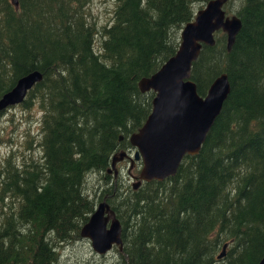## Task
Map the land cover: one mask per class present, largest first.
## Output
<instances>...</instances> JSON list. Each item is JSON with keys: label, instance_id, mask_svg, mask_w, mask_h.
Masks as SVG:
<instances>
[{"label": "trees", "instance_id": "trees-1", "mask_svg": "<svg viewBox=\"0 0 264 264\" xmlns=\"http://www.w3.org/2000/svg\"><path fill=\"white\" fill-rule=\"evenodd\" d=\"M207 1L115 0L112 23L98 26L91 0H0V96L28 72L43 74L21 103L35 100L43 112L40 155L5 158L0 168V264H65L57 250L83 240L81 226L104 197L122 224L113 264L264 256V0H228L227 14L237 3L242 23L231 50L216 32L192 64L200 95L221 72L230 82L199 152L137 189L106 172L151 111L154 92L138 81L175 54L183 26ZM100 171L105 186L95 199L86 175Z\"/></svg>", "mask_w": 264, "mask_h": 264}, {"label": "water", "instance_id": "water-1", "mask_svg": "<svg viewBox=\"0 0 264 264\" xmlns=\"http://www.w3.org/2000/svg\"><path fill=\"white\" fill-rule=\"evenodd\" d=\"M11 1L18 7V0ZM227 1L208 0L199 8L194 18L183 26L175 54L157 71L138 81L141 92H154L152 108L143 124L128 137L133 154L121 150L112 155L106 172H113L114 178L119 174L117 162L129 159L130 170L135 161H140L139 172L132 182L136 189L143 181H161L175 175L185 155L199 152L230 92V82L227 73L221 72L212 80L207 92L200 95L191 79V68L202 45L215 44L218 31L226 35V49L231 50L242 23L236 14H226L223 7ZM42 78V72L37 69L19 77L13 87L0 96V109L22 103ZM121 234L122 224L105 197L80 229V236L89 240L97 254H105L113 246L122 249ZM225 246L218 257L223 256ZM255 264H264V256Z\"/></svg>", "mask_w": 264, "mask_h": 264}, {"label": "rangeland", "instance_id": "rangeland-1", "mask_svg": "<svg viewBox=\"0 0 264 264\" xmlns=\"http://www.w3.org/2000/svg\"><path fill=\"white\" fill-rule=\"evenodd\" d=\"M115 0H91L88 9L90 19L95 20L98 26H108L113 20V11L115 8ZM205 3H203V6ZM202 6V7H203ZM201 8V7H200ZM238 8L237 3L228 8L229 14H233ZM199 7L196 8V11ZM227 10V8H226ZM43 112L34 100L29 108H24L21 104L11 106L5 110L3 118L0 120V168L5 158L14 159L19 163L29 155L38 157L39 140H40V124ZM129 160H123L118 163V169H121V175L117 178L119 185L124 190H130L133 179L128 176ZM133 174L137 172L132 169ZM110 174L111 182H113V174ZM102 171L86 175V192L99 199L102 187L105 186ZM105 178V177H104ZM1 186V179H0ZM96 192V194H94ZM101 200H98V204ZM83 238V237H82ZM112 250L105 254L95 253L88 239L83 238L81 241H73L71 244H65L64 247L58 249L59 259L65 264H113V256H117L116 251ZM66 260V262H65ZM107 262V263H105Z\"/></svg>", "mask_w": 264, "mask_h": 264}, {"label": "flooded vegetation", "instance_id": "flooded-vegetation-1", "mask_svg": "<svg viewBox=\"0 0 264 264\" xmlns=\"http://www.w3.org/2000/svg\"><path fill=\"white\" fill-rule=\"evenodd\" d=\"M127 152H131V153H133V150L132 149H130V148H128L127 149ZM127 160V159H126ZM119 163V162H118ZM118 163H117V165H118ZM134 164V163H133ZM133 164H132V166H133ZM132 169L133 168H131V170H128V176L130 177V178H132V176H134V174L132 173ZM121 175V169H119V174H118V176H120Z\"/></svg>", "mask_w": 264, "mask_h": 264}, {"label": "bare ground", "instance_id": "bare-ground-1", "mask_svg": "<svg viewBox=\"0 0 264 264\" xmlns=\"http://www.w3.org/2000/svg\"><path fill=\"white\" fill-rule=\"evenodd\" d=\"M3 94V93H2ZM9 107H11V106H7V107H5L4 109H0L1 111H4V114H5V110L6 109H8Z\"/></svg>", "mask_w": 264, "mask_h": 264}, {"label": "clouds", "instance_id": "clouds-1", "mask_svg": "<svg viewBox=\"0 0 264 264\" xmlns=\"http://www.w3.org/2000/svg\"><path fill=\"white\" fill-rule=\"evenodd\" d=\"M106 198V197H105ZM108 202V201H107ZM109 203V202H108Z\"/></svg>", "mask_w": 264, "mask_h": 264}]
</instances>
